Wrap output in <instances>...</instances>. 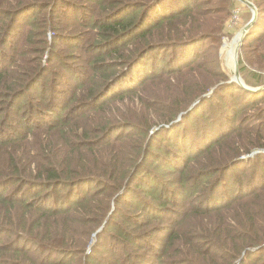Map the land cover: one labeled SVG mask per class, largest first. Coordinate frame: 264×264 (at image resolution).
<instances>
[{
	"label": "trees",
	"instance_id": "obj_1",
	"mask_svg": "<svg viewBox=\"0 0 264 264\" xmlns=\"http://www.w3.org/2000/svg\"><path fill=\"white\" fill-rule=\"evenodd\" d=\"M87 1L96 3V7L106 2ZM125 1H107L110 5L106 7V13L95 6L85 9L87 14L84 15L81 25L84 35H80L82 41L79 43L81 50L87 55V60L83 69L85 83L79 87L80 94L76 91V98L74 94L69 99L64 97L60 103L54 104L53 108H49L45 100L38 102L35 104L38 121L35 120L37 123L32 125L31 130L15 138L0 139V236L13 237L7 244H0V264H72L71 261L78 257L71 256L75 251L83 253L89 247L92 235H96L99 240V235L106 231L105 226L101 232H97V228L102 226L109 215L110 201L118 193H121V199L117 204L126 202L130 208L139 207L145 212L143 220L135 222L137 230L153 222L164 224L156 236L151 232L146 238L136 237L132 242L129 241L131 232L122 224L113 227L126 236L127 239L122 240L125 243L123 255L129 259L141 258V251L146 247L148 250L144 252L151 250L152 253L148 256L143 252L142 261L149 264H235L251 249L245 253L239 264H264V166L253 173L251 186H248V182L243 185L241 180H238L237 189L227 191L228 186L224 180L236 164L242 162L239 159L242 155L249 154L256 148L264 149V139H260L262 133L256 132L258 138L247 147L234 144L236 139L232 134L236 131L231 128L233 125L223 122L218 125L219 128H213L210 132L204 129V136L201 137L206 139L203 141L201 137L192 134H177L175 136L181 139L175 140L173 144L185 151L165 162L160 160V151L164 152V148L160 145L161 138L156 142L157 136L173 133L184 123L187 116H182L178 108L174 107L155 125L145 124L138 128L127 115L130 111L122 110L117 105V101L124 102L137 94L146 96L147 87L158 79L155 74L158 62L165 61V69H169V73H175L172 71L174 69L177 71L176 75L181 73L182 69L177 67V61L172 59L178 55V51L190 46H182L179 43L181 41H173L176 45L169 46L155 33L161 31V27L187 18L189 20L200 7L195 10L190 6V1L183 0V5L177 4L173 6L172 13H167L163 11L165 7L162 5L165 0H152L144 9V4L132 3L133 0ZM59 2L60 0H51L48 4V17L44 20L38 17L30 24L25 23L24 17L21 22L22 30L18 32L15 28L22 14L34 10L35 15H42L48 7L36 4L13 12L16 19L14 22H7L6 30L4 28L0 33V47L4 49L0 51L1 60L6 61L8 58L9 63L14 62L13 52H17L24 42H32L36 31H40L45 40L38 42L41 48L31 50L35 57V67L25 68L12 84L8 83V78L14 75V71H9L8 66L4 65L5 68L0 71L2 94L10 96L15 92L12 98L22 100L30 89L32 91V86L40 81L46 68L43 64L44 55L48 50L46 48L52 44L47 38L46 30L52 31L55 45H59L56 35L60 32L62 36L58 39L61 45L68 47L67 26L55 25L52 22L51 14L60 15L57 16L60 18L65 17L67 13L57 8ZM163 4L167 6L166 3ZM6 5L14 7L10 0H0V8ZM130 12L132 14L128 15ZM5 13L7 12L0 11V23ZM229 13L230 11H227V16ZM258 16V21L246 40L254 39L252 36L257 32L262 19L260 13ZM188 20L184 24L188 23ZM262 24L259 40H264V22ZM172 27L170 26V29ZM222 28L223 26H220L216 31H221ZM174 34L176 32L172 35ZM124 35L128 36L124 38ZM132 37L138 42L129 48L127 45ZM144 48L147 49L141 51ZM165 51L169 52L167 55L171 54L170 60L161 55ZM136 52H140V56L134 58L135 62L130 64L128 60L134 55L137 56ZM191 58L188 54L186 64ZM191 70L193 69L189 71ZM150 74H155L151 81L142 82L144 77L150 79ZM207 90L208 88L197 93ZM60 93L62 94L61 91ZM242 93L247 94L248 91ZM74 98L72 107L70 103ZM255 98L251 94L249 99ZM85 99L90 103L83 104ZM63 104L65 106L61 109ZM105 114L108 115L105 119L100 117ZM54 115L60 117L54 122H49ZM96 117L100 118L99 123L96 122ZM179 117L181 122L172 128L160 127L162 129L156 138L154 137L153 144L151 140L154 138L151 139L150 136L148 152L143 157V149L138 159L142 138L149 137L153 127L165 123V126H168ZM94 124H97L98 128H95ZM122 128L131 130L133 135L116 141L115 133ZM250 130L255 132L257 128ZM95 131H98L95 135L100 141H93L89 136V132ZM103 131L105 133L101 138ZM137 135L141 140L131 146L133 156L131 152L121 153ZM188 157L189 160L180 165L182 160ZM255 157H260V154ZM202 165L204 171L210 172L197 175V180L193 185H189L187 176L193 171L196 172L197 166ZM134 166L137 167L123 189L130 169ZM155 170L162 174L159 181L154 176ZM138 171L143 173L145 179L140 178ZM216 174L222 175L219 181L211 182V186L204 183ZM257 177L260 178L261 186L256 185ZM147 179L158 183H152L155 189L149 188L145 183L148 182ZM38 184L43 185L42 189L52 190L45 194L42 202L40 199H30L29 196L32 189L39 188ZM10 185L15 188L6 194L5 189ZM135 186L143 187V193H137ZM59 188L66 190L61 201L57 194H53ZM92 188L95 190H90ZM188 223L193 224L194 233L180 229ZM78 236H83L82 240ZM94 253L95 249L92 254L85 256L84 264H98L99 260L106 259V256L95 258ZM167 253L173 260L167 259ZM56 255L60 256L58 261ZM66 255L67 258L63 261ZM176 255L180 258H175ZM106 264H114V260H108Z\"/></svg>",
	"mask_w": 264,
	"mask_h": 264
},
{
	"label": "rangeland",
	"instance_id": "obj_2",
	"mask_svg": "<svg viewBox=\"0 0 264 264\" xmlns=\"http://www.w3.org/2000/svg\"><path fill=\"white\" fill-rule=\"evenodd\" d=\"M10 1L13 3L14 7L6 5V7L0 8V11L7 12L0 23V33L3 32L7 22H14L16 19L13 15V12H17L25 7H30L36 4H39L41 7L45 6L47 8L48 4L51 3V0ZM107 1L111 2L113 0H106V2H102L100 6L96 7V3H88L87 0H60V2L57 4V8H60L61 11L65 10L67 13L65 14V17L61 16L60 18L57 17L60 15L51 14L52 22L55 25L61 24V26H67L66 31L69 37L66 43L68 44V47L61 45L60 40L58 39L60 36H62L60 32L56 35V40L59 42V45H55V36H53L51 30H46L47 38L50 42H52V44L46 48L48 50L45 53L43 59V64H45L46 68L44 74L40 78V81L36 82V84L32 86V91L30 89V92L22 100L12 98L15 92H12L10 96H7L2 94L0 91L1 140L15 138L18 135L21 136V134L25 131L32 129V125L36 124L38 121L35 115V104L38 102L45 100L46 103H48L49 108H53L54 104L60 103V100L62 101L64 97L65 99H69L74 94V97L76 98V94L74 93L76 91L78 94H80L81 89L79 87L83 82L85 83V73L83 72V69L84 63L87 60V55L81 50V43H79L82 41L80 35H84V30L81 27L82 19L84 18V15L87 14L85 10L87 7L92 8V6H95V8H99L101 10L103 9L104 13H106V7L110 5V3H107ZM188 1H190V6L195 10L200 7V10L198 11L192 10L194 11V17H191L189 20L188 18L184 19L164 28L161 27V31L155 33L158 38L166 42V44L169 46L176 45L174 43L176 41H181L179 43H181L184 47L190 46V48L188 47L183 51H178V55L172 59V61H177V67L182 69L181 73L176 75L177 71L175 69L172 70L175 73H169V69H165L166 62H158V67L155 72V74L158 76V79H156V82L147 87V94L145 97L137 94L136 97L127 98V100L124 102L119 103L117 101L118 107H120L122 110L130 111L127 112V115L129 116L133 125L138 128H142L145 124L155 125L156 122H159L161 119H163L165 114L174 107L178 108V111L179 113H182V116H187V118L184 120V123L179 125V127L177 126L178 128H176L173 133H161L162 135L157 136L158 139H156V142L161 138L162 143L160 145L164 148V152L160 151L162 153L160 155V160L162 161L163 159L165 162H169V158L183 154L185 151L173 144L175 140L181 139L177 138L175 135L181 134V136H186L192 134L195 135V137L200 138L203 135L202 131L204 129L210 132L213 128H219L218 125L222 124L221 122L227 123V125H233L231 128H234L236 133L232 134V137L236 139L234 141L236 146H249L254 141V139L258 138L256 132H259V134L262 133V137L260 139H264V90H260L264 88V40L258 39L263 27L262 22H264V14H261L264 13V0H246L251 4L250 6L244 3L242 0ZM123 2L126 1L123 0ZM149 2H152V0L132 1V3L144 4L143 9L149 4ZM162 2L163 1H161V3ZM163 3H166L168 7ZM163 3L162 5L165 7V10L163 11L172 13V10H174L173 6H176L177 4L183 5V0H165ZM122 6L123 4L120 5L119 8ZM49 10L50 8L48 7V9H46L42 15H35L34 10L27 11L26 13L22 14L15 30L17 32L22 30L21 28L23 25L21 22L24 17L25 23L30 22V24H32L38 17L40 20L47 18ZM101 10H98L99 13ZM201 11H205L204 14L198 13ZM227 11H230L229 16H227ZM236 11H239L240 13L238 22H236L234 17ZM256 12L258 15L260 13L262 19L258 24L259 28L258 26L256 27V29L258 28L257 32H255L252 36L254 39H247L245 42H240L239 45L243 28L249 24ZM130 14L132 13L130 12L128 15ZM134 14H136V12H134ZM186 20H188V23L184 24ZM170 26L173 27L170 29ZM220 26H223L222 30L216 31ZM39 29L42 30L41 28ZM175 32L176 34L172 35ZM19 36H21V33ZM127 36L128 35H124L123 37L125 38ZM135 37H132L129 40L130 44L127 45L129 48H132L138 42ZM18 38L19 40L21 39V37ZM42 39L45 40V38L41 36V32L36 31L34 40L32 42L29 44L24 42L17 52H13L14 62L9 63L8 58L6 61L4 59L1 60L0 58V71L5 68L4 65L8 66L7 68L9 71H14V75L8 78L9 84H12L15 78L21 75L25 68L32 66L33 69L35 67V61L33 60L35 57H33L34 55H32L31 52L42 47L38 43ZM161 46L167 47V45ZM145 49L147 48L141 49V51ZM3 50V47H0V51ZM139 53L136 52L138 55H134V57L128 60L130 64L135 62L133 61L134 58L140 56ZM168 53L169 52L165 51L161 55L169 58L170 60L171 54L167 55ZM188 54H190L192 58L186 64V57ZM234 54L236 56L235 61L232 59ZM71 69L72 71H70ZM123 69L124 68L122 67L121 70ZM190 69L193 70L189 71ZM237 70L238 74L236 73ZM155 74H150L148 76L150 79L148 80L147 77H144L142 82L146 83L151 81ZM192 86H194V88ZM207 88V91H201L200 93H197L200 90H205ZM241 88L245 90H242ZM243 91H248V93H242ZM250 93L256 98L249 99L251 97ZM52 94L54 97H52ZM258 96H260V98H258ZM75 98L74 101L70 103V106L72 107L74 105ZM86 101L87 99H85L83 104L90 103ZM64 106L65 104L61 106V109H63ZM82 109L86 108L82 107ZM42 114L43 116L45 115V113ZM146 115H150V117L147 118ZM29 116L30 120L27 121ZM107 116L108 115L105 114L100 117L105 119ZM59 117L60 115H54V117L50 119L49 122H54ZM95 120L97 123L100 122L99 117H96ZM165 125L166 123L159 124L157 127H153L149 132V137L142 138V149L140 150L138 159H140V154L143 149L142 156H145V154L148 152L150 136L151 139H153L160 133V131L157 129ZM94 126L95 128H98L97 124H94ZM239 128L243 129L240 130ZM251 128H257V131L250 132ZM96 132L98 131L89 132V136L94 139L93 141H97L98 139L100 141V138L95 135ZM104 133L105 131L102 132L101 138ZM131 135H133L131 130L127 131L125 128H122L115 133L114 139L116 138V141L122 139L125 140L126 137ZM155 138L151 140V144H153ZM201 138L202 141L206 139L205 137ZM138 140H141L139 135L135 136V138L133 137V139L130 141V145L125 146V151L123 150L121 153L131 152L133 156V147L131 146L138 144ZM128 148L130 149L128 150ZM257 154H260V157L256 158L255 156ZM143 157L139 162L142 161ZM189 158L190 157H188V159H183L180 165L186 162V160L188 161ZM239 159H241L242 162L236 164V166L224 178L228 186L227 191H233L237 189L238 184L236 181L238 180H241L243 185L248 182V186H251V179L254 177L253 173H256L259 168H263L264 166V149H253L251 153L244 154ZM152 161L153 159H151V163ZM192 163L194 165V159ZM136 167L134 166V168L130 169L129 175L124 182L123 189H125L126 184ZM196 169V172L193 171L187 176L189 185H193V183L197 180V175L204 172H210L209 170L204 171V165L197 166ZM153 173H155L154 176L158 178V181L162 178L160 171L155 170ZM137 174L141 175L140 178L145 179L143 173L139 172ZM221 176L222 175L216 174L210 179V181H204V183L211 186L213 182L219 181ZM257 178L258 182L256 185L261 186L260 178ZM147 181L148 182L145 181V183L152 190L155 189L153 184H158L151 181V179H147ZM38 186L39 188L32 189L33 191L29 193V196L30 199H40L42 202L41 199L44 198L45 194H47V192H51L52 190L42 189L43 185L41 184H38ZM14 188L15 187L13 185L8 186L5 189V192H7L6 194H9ZM171 188L173 187L171 186ZM90 190H95V188ZM135 190L137 193L141 194L144 191L143 187L140 188L137 186H135ZM53 194H57L59 201H61L66 194V190L59 188L56 189V192ZM120 194L121 193L116 194L110 201L111 210L109 215L106 217L102 226L97 228V232H101L105 226L106 231L104 234L102 233L103 235H99V237L101 236L99 240L96 235H92L93 237L89 243V247L86 248L83 253L75 251L71 255H78V257L71 261L72 264H84L85 256L87 254H92L93 249H95V258L100 259V257L103 258L106 256V259L99 260L100 262L98 264H106L108 263V260L110 262L114 260V264H120L121 262H124V264H149V262L147 263L142 261L143 252L148 250L146 247L141 251V258L138 257V259H129V257H125L123 255L125 243L122 240L127 238L124 236V234H122V232H117L113 227H116L117 224H122L125 229L131 232V235H129V241L132 242L136 237L146 238L151 232L156 236L157 232L163 227L164 224L160 222H153L146 227L137 230L135 222L137 220H143V215L145 212L139 207L130 208L126 202L117 204V201L121 199L119 198ZM49 201L51 202V199ZM121 210H123V212H121ZM193 227L194 226L192 223H188L182 225L180 229L182 230L183 228L186 232L192 231V233H194ZM82 237L78 236V238L81 240ZM12 239L13 237L10 235H2L0 236V244H7ZM168 249L170 250V248ZM144 253L150 256L152 251L149 250L148 252ZM245 253L235 264H239V262H241L243 257H245ZM55 254H57V252ZM56 256L58 261L60 256ZM65 258H67V255L64 257L63 261H65ZM175 258L178 259L180 257L176 255ZM167 259L173 260V258L168 253ZM255 263L256 262H253L252 264Z\"/></svg>",
	"mask_w": 264,
	"mask_h": 264
},
{
	"label": "water",
	"instance_id": "obj_3",
	"mask_svg": "<svg viewBox=\"0 0 264 264\" xmlns=\"http://www.w3.org/2000/svg\"><path fill=\"white\" fill-rule=\"evenodd\" d=\"M244 3L248 4L249 6L251 5L249 2H247L246 0H242ZM258 13L256 12L252 18V20L249 22V24L243 28L242 30V35H241V43L244 42L246 40V38L248 37L250 31L252 30V28L255 26L256 22L258 21ZM237 64V63H236ZM238 65V64H237ZM238 68V67H237ZM236 73L238 74V70L236 71ZM260 90H264V88L260 89ZM189 113V112H188ZM181 122V117H179L178 120L172 122L170 125L168 126H164L163 129H170L173 126H175L176 124ZM162 128L157 129L158 131H160ZM243 160V158H242Z\"/></svg>",
	"mask_w": 264,
	"mask_h": 264
},
{
	"label": "built area",
	"instance_id": "obj_4",
	"mask_svg": "<svg viewBox=\"0 0 264 264\" xmlns=\"http://www.w3.org/2000/svg\"><path fill=\"white\" fill-rule=\"evenodd\" d=\"M239 11H236L235 12V15H234V17H235V19H236V22H238V18H239ZM237 26V25H236Z\"/></svg>",
	"mask_w": 264,
	"mask_h": 264
},
{
	"label": "bare ground",
	"instance_id": "obj_5",
	"mask_svg": "<svg viewBox=\"0 0 264 264\" xmlns=\"http://www.w3.org/2000/svg\"><path fill=\"white\" fill-rule=\"evenodd\" d=\"M240 42H241V37H240V41H239V45H240ZM235 58H236V56H235V54L232 56V59H234V61H235Z\"/></svg>",
	"mask_w": 264,
	"mask_h": 264
}]
</instances>
